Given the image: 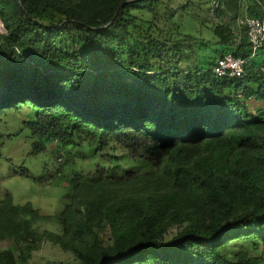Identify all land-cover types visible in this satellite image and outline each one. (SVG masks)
<instances>
[{
  "label": "trees",
  "instance_id": "1",
  "mask_svg": "<svg viewBox=\"0 0 264 264\" xmlns=\"http://www.w3.org/2000/svg\"><path fill=\"white\" fill-rule=\"evenodd\" d=\"M161 1L0 0L9 29L0 33V116L34 109L26 122L34 153L87 142L94 154L119 146L145 165L74 184L56 215L61 232L33 228L46 215L5 193L0 241L18 252L0 249V264H31L46 238L72 249L74 264H264V107L247 103L264 101V45L243 77L213 70L226 52L250 57L238 18L261 7L251 0L243 13L242 0H224L215 8L221 21L209 32L230 50L204 61L189 33L158 26L167 20ZM191 1L183 7L198 18Z\"/></svg>",
  "mask_w": 264,
  "mask_h": 264
},
{
  "label": "rangeland",
  "instance_id": "2",
  "mask_svg": "<svg viewBox=\"0 0 264 264\" xmlns=\"http://www.w3.org/2000/svg\"><path fill=\"white\" fill-rule=\"evenodd\" d=\"M187 1L162 0L159 4L160 12L165 13L167 20L166 23L159 22L158 26L173 25L175 30L189 33L193 38L192 46L204 61L218 57L222 51L230 50L229 44H219L217 36L211 30L209 32L212 24L221 21L219 16L213 14L215 9L211 7V0L191 1L192 3L198 1L200 8L198 18L183 7ZM242 2L243 5H239V8L245 13V7L251 0H242ZM189 10H192V7ZM142 13L146 18L152 17L149 10H143ZM141 22L145 27L150 25L149 21L141 20ZM155 29L156 27L152 26V30L156 33ZM247 103L253 110L264 107V101L255 98L248 99ZM34 116V109L29 105L8 108L0 116V200L5 193L11 192L15 202L29 201L39 209L46 217L43 216L32 222L31 226L38 231L61 232V225L56 215L64 208V204L70 201L71 198L66 195L70 192L75 193L74 184L78 181L100 175L117 179L124 175L126 169L138 170L144 165L141 159L132 161L125 157L123 149L119 146L110 145L94 154L93 147L87 142L71 146L69 152L57 150L56 143L50 142L45 149L34 153L35 136L26 124ZM115 164L120 165L116 170L113 169ZM44 173L51 175L52 178L41 181L39 177ZM175 231V228H171L167 238ZM9 246L17 250L13 240L0 241V249ZM239 246L246 247V244H236V247ZM48 259L62 260L70 264L77 262L72 249L51 238L42 240L39 248L33 251L31 264L45 262Z\"/></svg>",
  "mask_w": 264,
  "mask_h": 264
},
{
  "label": "built area",
  "instance_id": "3",
  "mask_svg": "<svg viewBox=\"0 0 264 264\" xmlns=\"http://www.w3.org/2000/svg\"><path fill=\"white\" fill-rule=\"evenodd\" d=\"M224 0H211L213 9L219 7ZM262 10V15L251 16L244 14L239 16L238 21L247 28L249 40L252 45V54L249 58L235 55L232 52H226L218 58L213 65L214 72L219 76H236L243 77L246 74V62L253 57L258 49L264 45V0H256ZM9 31L5 23L0 19V33Z\"/></svg>",
  "mask_w": 264,
  "mask_h": 264
}]
</instances>
